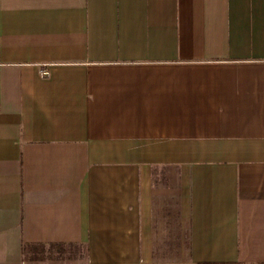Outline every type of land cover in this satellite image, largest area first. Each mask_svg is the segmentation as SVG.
I'll return each instance as SVG.
<instances>
[{
	"label": "crops",
	"instance_id": "crops-1",
	"mask_svg": "<svg viewBox=\"0 0 264 264\" xmlns=\"http://www.w3.org/2000/svg\"><path fill=\"white\" fill-rule=\"evenodd\" d=\"M79 263L264 264V0H0V264Z\"/></svg>",
	"mask_w": 264,
	"mask_h": 264
},
{
	"label": "rangeland",
	"instance_id": "rangeland-1",
	"mask_svg": "<svg viewBox=\"0 0 264 264\" xmlns=\"http://www.w3.org/2000/svg\"><path fill=\"white\" fill-rule=\"evenodd\" d=\"M77 250H78L77 253H76V255L78 256L77 258L83 257V251H82L81 249H77ZM36 255H38L36 249H32V250L28 253L27 256H29V257H34V256H36ZM79 264H81V263H79Z\"/></svg>",
	"mask_w": 264,
	"mask_h": 264
},
{
	"label": "built area",
	"instance_id": "built-area-1",
	"mask_svg": "<svg viewBox=\"0 0 264 264\" xmlns=\"http://www.w3.org/2000/svg\"><path fill=\"white\" fill-rule=\"evenodd\" d=\"M42 74H43L44 76H46V75H48V72H47V71H43Z\"/></svg>",
	"mask_w": 264,
	"mask_h": 264
}]
</instances>
